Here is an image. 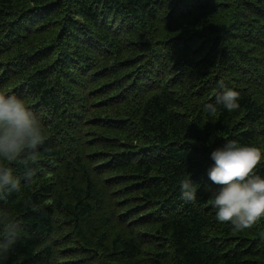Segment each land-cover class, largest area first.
I'll list each match as a JSON object with an SVG mask.
<instances>
[{
	"label": "trees",
	"instance_id": "1",
	"mask_svg": "<svg viewBox=\"0 0 264 264\" xmlns=\"http://www.w3.org/2000/svg\"><path fill=\"white\" fill-rule=\"evenodd\" d=\"M221 84L240 108L209 114ZM0 91L46 136L5 162L32 176L0 264H264V219L217 222L207 178L225 139L264 150V0H0Z\"/></svg>",
	"mask_w": 264,
	"mask_h": 264
},
{
	"label": "clouds",
	"instance_id": "2",
	"mask_svg": "<svg viewBox=\"0 0 264 264\" xmlns=\"http://www.w3.org/2000/svg\"><path fill=\"white\" fill-rule=\"evenodd\" d=\"M223 91L215 102L205 104L209 114L218 106L232 112L240 108L239 92L221 84ZM46 139L43 126L26 101L16 94L0 91V200L22 189L32 172L18 176L5 162L23 158L27 163ZM213 161L207 172L209 191L217 222L229 223L234 231L251 229L264 219V175L255 169L264 162V150L236 140L225 139L210 153ZM214 186V187H213ZM181 198L195 204L197 188L191 178L180 182ZM19 226L5 211H0V256L5 255L18 239Z\"/></svg>",
	"mask_w": 264,
	"mask_h": 264
}]
</instances>
